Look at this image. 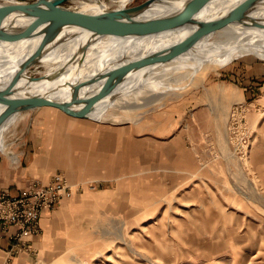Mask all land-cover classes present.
Listing matches in <instances>:
<instances>
[{"label": "rangeland", "instance_id": "rangeland-1", "mask_svg": "<svg viewBox=\"0 0 264 264\" xmlns=\"http://www.w3.org/2000/svg\"><path fill=\"white\" fill-rule=\"evenodd\" d=\"M202 76L121 121L59 122L76 141L56 170L70 193L53 242L27 264H264V59L236 57ZM46 107L32 111L50 130L58 110ZM32 111L5 143L7 132L25 139ZM90 161L103 166L91 172ZM25 248L15 240L9 256ZM9 256L2 264H15Z\"/></svg>", "mask_w": 264, "mask_h": 264}, {"label": "bare ground", "instance_id": "bare-ground-1", "mask_svg": "<svg viewBox=\"0 0 264 264\" xmlns=\"http://www.w3.org/2000/svg\"><path fill=\"white\" fill-rule=\"evenodd\" d=\"M50 1L38 0L27 9L46 8ZM70 1L71 5L51 6L36 17L21 15L24 9L15 0L0 2V14L7 15V18L0 20V31L5 29L8 35L4 41H0V87L10 84L20 91L38 92L54 86L53 95L67 98L70 85L91 83L104 70L123 63L126 58L169 47L150 68L131 73L123 85L95 102L86 112L89 119L116 122L124 119L122 112L137 113L142 107L152 106L174 93L173 85L185 82L200 84L203 73L233 58L253 55L264 59V3L248 12V17L261 21L262 26L218 22V14L241 0H210L196 14L194 21L173 30L143 35L112 31L92 37L89 31L82 28L83 21L120 11L132 0ZM182 2L157 0L143 11V15L174 12ZM53 22L62 25L51 32L37 33L40 27ZM200 32L201 35H198ZM82 45L86 47L81 53L79 48ZM73 57L74 62L68 64ZM37 62L44 70L35 77L29 71ZM176 67L183 69L172 77L171 71ZM64 68L66 71L59 75L60 79L52 80ZM63 81L68 82L66 86L61 85ZM207 93L216 94L218 91L210 89ZM28 112L10 116L0 126V150L7 149L4 132L18 121L26 120Z\"/></svg>", "mask_w": 264, "mask_h": 264}, {"label": "water", "instance_id": "water-1", "mask_svg": "<svg viewBox=\"0 0 264 264\" xmlns=\"http://www.w3.org/2000/svg\"><path fill=\"white\" fill-rule=\"evenodd\" d=\"M65 1L67 0H51L46 8L49 9L51 6L60 5ZM154 1L157 0H145L133 6L123 8L120 11H113L104 17L91 18L87 21H83L81 24L82 28L89 31L92 37L112 31L117 33L120 31L122 34L128 32L129 34L138 33L140 35L156 34L191 23L194 21L196 14L201 11L210 0H183L182 4L174 12L148 16L143 15V11ZM260 3H264V0H241L225 12L218 14L216 19H218V22L230 21L262 26L263 24L261 21L248 17V12ZM30 5L22 7L24 10L21 11V15L36 17L47 10L46 8L29 10L27 8H29ZM61 25L62 24L59 22H53L44 25L42 28L40 27L39 30L36 31L39 34L43 32L47 33L51 32L53 29H57ZM215 25L218 24H214V26ZM4 30L5 29L0 31V41H4L8 37L7 32H4ZM29 33H31V31ZM198 35H201V32ZM85 47L86 46L82 45L79 51L82 53ZM168 48L169 47L165 46L145 55L126 58L123 63L104 70L99 78L91 83H75L72 86L70 85L67 98L53 95L54 89L52 88H54V86H50L48 89L38 92H29L20 91L14 86L6 84L0 87V126L10 116L24 111H32L42 106L55 107L72 117L88 118L86 112L95 102L111 94L114 89H118L134 71L144 68L147 70L150 68L153 63H156L160 59L161 54ZM170 49H172V47ZM74 60L75 58L73 57L68 64L74 62ZM63 71H66V68L58 72L52 80L55 81L60 79L59 75ZM67 83L68 82L63 81L61 85L66 86ZM94 83H96L97 86H93Z\"/></svg>", "mask_w": 264, "mask_h": 264}, {"label": "crops", "instance_id": "crops-1", "mask_svg": "<svg viewBox=\"0 0 264 264\" xmlns=\"http://www.w3.org/2000/svg\"><path fill=\"white\" fill-rule=\"evenodd\" d=\"M43 108L48 107L43 106ZM53 116L54 122L50 124V130H45L44 124L47 118L44 113L35 112L34 114L32 111L28 131L22 141L13 132H7V149L0 150V192L4 191L14 195L32 182L47 184L58 167L65 161L61 156H66L64 154L76 141L75 136L70 137L63 134L59 130L58 124L60 121H69L68 117L70 116L61 114L60 111H55ZM39 120L41 121L38 122ZM18 143L20 144L18 145ZM89 163L97 166V168L89 170L91 172L100 170L103 166V164L94 161L87 164ZM98 165L100 166L98 167ZM113 171L114 169L109 173ZM62 200L63 198L53 208L44 209L40 213L38 233H25L17 239L26 248L15 252L13 256H9V252L16 240L18 228L14 225L2 226L0 224V264L7 256L15 264H27L34 259L35 252L43 250L47 244L53 242L55 230L59 225L61 226L62 222L59 219L63 213Z\"/></svg>", "mask_w": 264, "mask_h": 264}, {"label": "built area", "instance_id": "built-area-1", "mask_svg": "<svg viewBox=\"0 0 264 264\" xmlns=\"http://www.w3.org/2000/svg\"><path fill=\"white\" fill-rule=\"evenodd\" d=\"M238 108L234 106L232 115L238 112ZM69 193L68 183L59 173L54 174L47 184L32 182L14 195L1 191L0 224L18 228L16 241L22 234H35L39 230L40 213L53 208L61 197Z\"/></svg>", "mask_w": 264, "mask_h": 264}]
</instances>
